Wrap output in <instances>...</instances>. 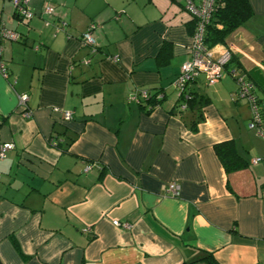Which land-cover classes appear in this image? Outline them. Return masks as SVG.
Here are the masks:
<instances>
[{
  "label": "crops",
  "instance_id": "1",
  "mask_svg": "<svg viewBox=\"0 0 264 264\" xmlns=\"http://www.w3.org/2000/svg\"><path fill=\"white\" fill-rule=\"evenodd\" d=\"M248 2L244 25L211 48L231 53L219 81L187 87L207 100L197 109L173 86L190 59L184 0H30L29 20L0 0V32L18 35L1 39L0 144L14 143L0 160L3 264H207L202 252L264 264V138L233 77L264 115V0ZM91 25L94 53L80 41ZM142 90L163 93L149 112ZM224 141L246 167L225 171Z\"/></svg>",
  "mask_w": 264,
  "mask_h": 264
},
{
  "label": "built area",
  "instance_id": "2",
  "mask_svg": "<svg viewBox=\"0 0 264 264\" xmlns=\"http://www.w3.org/2000/svg\"><path fill=\"white\" fill-rule=\"evenodd\" d=\"M30 0H10L14 7V11L17 17L22 20H29L33 16V11L29 6ZM215 0H198L194 2L193 0H184V8L191 20L195 21L194 32L191 35V42L189 45L190 59L184 61L180 66L179 74L173 82L174 88L178 91L181 96H184L187 92V87L190 83L195 81L199 76H203L206 83L214 84L219 81L225 66L231 60V53L229 50H224L218 57H214L211 49L205 47L203 43V32L205 24L208 22L211 11L213 8ZM52 6L46 3L43 6L42 13L50 14L52 12ZM91 25L80 37V41L83 45L90 47L91 52H96V41L92 35ZM3 37H9L12 39H17L18 35L13 31L4 30L2 25V30L0 32V56H1V39ZM85 64L90 62V59L83 60ZM0 72L6 76V68L4 63L0 60ZM233 77L238 84L237 96L244 97L247 99L250 108V118L247 122V127L253 129L256 133L264 138V116H262L261 109L257 103V96L254 93L253 85L245 80L241 73L233 72ZM152 94L149 90H142L136 96V100L140 103L144 101L145 98ZM155 98L161 100L163 98L162 92H155ZM28 96L27 94L18 95V108L23 117H29L30 112L27 110ZM64 119H71V112L65 111L63 113ZM14 148L13 142H3L0 144V160L6 158L8 151ZM258 160L253 159V163ZM165 191L171 196H177L179 194V185L175 182H170L165 186ZM113 225L121 226L123 228H128L129 224L127 222H119L117 220L112 221Z\"/></svg>",
  "mask_w": 264,
  "mask_h": 264
},
{
  "label": "trees",
  "instance_id": "3",
  "mask_svg": "<svg viewBox=\"0 0 264 264\" xmlns=\"http://www.w3.org/2000/svg\"><path fill=\"white\" fill-rule=\"evenodd\" d=\"M251 14L252 11L248 0H215L210 18L204 27L203 43L205 47L211 49L214 45L223 43L231 32L244 25ZM191 22V33L193 34L195 21L192 20ZM182 101L186 106L196 107L197 109L201 105L207 103L206 99L191 96L188 91L182 96ZM158 102L159 100L155 98V92H153L149 97L145 98L144 101L140 102L139 105L145 108L146 112H149ZM257 103L259 104L258 97ZM191 128L195 130L196 124ZM214 150L227 172L244 168L248 164L247 161L235 151L232 141L216 143L214 145ZM198 260L204 261L207 264H218L212 254L207 252H202ZM0 264H3L1 259Z\"/></svg>",
  "mask_w": 264,
  "mask_h": 264
}]
</instances>
